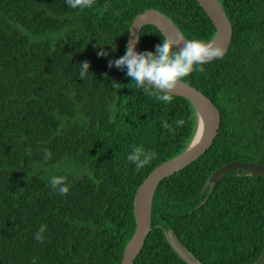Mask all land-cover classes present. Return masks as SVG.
<instances>
[{"label": "trees", "instance_id": "trees-1", "mask_svg": "<svg viewBox=\"0 0 264 264\" xmlns=\"http://www.w3.org/2000/svg\"><path fill=\"white\" fill-rule=\"evenodd\" d=\"M219 1L233 27L229 49L181 81L212 100L221 126L210 149L159 184L135 264H187L168 231L203 264H254L264 251V177L233 170L209 197L206 187L231 162L264 165V0ZM150 9L186 39L216 35L197 0H94L82 10L66 0H0V264H122L138 188L189 147L197 127L190 101L161 102L109 68L134 18ZM163 36L145 26L142 52ZM101 47L109 55L98 56ZM135 146L156 153L139 171L127 160ZM53 175L66 177L67 194L52 189Z\"/></svg>", "mask_w": 264, "mask_h": 264}, {"label": "water", "instance_id": "water-1", "mask_svg": "<svg viewBox=\"0 0 264 264\" xmlns=\"http://www.w3.org/2000/svg\"><path fill=\"white\" fill-rule=\"evenodd\" d=\"M197 2L216 28V35L212 41L221 45L226 53L232 42L233 27L222 4L219 0H197ZM148 25L156 26L163 35L183 36L168 16L158 10L150 9L134 18L129 31L127 47L131 43H135L136 50L142 52L140 33ZM172 95L185 98L191 102L196 111V131L189 147L183 153L154 169L138 188L133 204L136 230L124 251L122 264H135L136 258L145 245L146 239L151 232L153 203L159 184L192 164L210 149L221 126V114L218 108L207 95L197 88L180 81ZM233 170L247 172L250 176L264 177V165L231 162L215 171L209 177L206 183V187H210L208 197L212 195L217 184ZM166 236L173 249L187 264H203L184 245L174 231H168ZM254 264H264V251Z\"/></svg>", "mask_w": 264, "mask_h": 264}, {"label": "clouds", "instance_id": "clouds-1", "mask_svg": "<svg viewBox=\"0 0 264 264\" xmlns=\"http://www.w3.org/2000/svg\"><path fill=\"white\" fill-rule=\"evenodd\" d=\"M69 7L73 9L90 8L94 5V0H66ZM162 43L157 44L155 51L138 52L136 44L131 43L123 56L109 61V68L115 67L126 70V75L134 82L138 88L143 89L145 94H155L156 99L168 103L172 99V94L178 83L194 72H203L204 65L214 60L224 58L225 49L213 41H206L201 38L186 39L182 35H164L161 37ZM115 50V48H113ZM98 56H107L109 53L101 47ZM88 62L80 65V76L83 78L89 71ZM119 85L113 82V86ZM184 119L176 121L177 127H183ZM164 128H169L167 121L162 122ZM52 158V153L45 149V161ZM156 158L154 151L143 146H135L127 155V160L135 165L137 171L149 165ZM50 186L58 191L60 195L69 192V185L63 175H53L50 178ZM46 230V225H41L36 233V239L42 240V233Z\"/></svg>", "mask_w": 264, "mask_h": 264}]
</instances>
